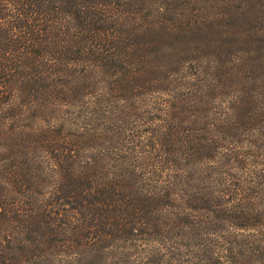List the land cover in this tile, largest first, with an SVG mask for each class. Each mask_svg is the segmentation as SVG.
<instances>
[{
    "label": "trees",
    "instance_id": "obj_1",
    "mask_svg": "<svg viewBox=\"0 0 264 264\" xmlns=\"http://www.w3.org/2000/svg\"><path fill=\"white\" fill-rule=\"evenodd\" d=\"M0 264H264V0H0Z\"/></svg>",
    "mask_w": 264,
    "mask_h": 264
},
{
    "label": "rangeland",
    "instance_id": "obj_2",
    "mask_svg": "<svg viewBox=\"0 0 264 264\" xmlns=\"http://www.w3.org/2000/svg\"><path fill=\"white\" fill-rule=\"evenodd\" d=\"M250 24H252V21H249V22H247V25H245V26H243L244 28L246 27V26H251ZM251 38V37H250ZM225 41H230V42H233L232 40H229V39H225Z\"/></svg>",
    "mask_w": 264,
    "mask_h": 264
}]
</instances>
